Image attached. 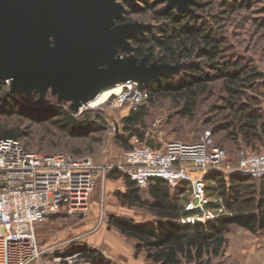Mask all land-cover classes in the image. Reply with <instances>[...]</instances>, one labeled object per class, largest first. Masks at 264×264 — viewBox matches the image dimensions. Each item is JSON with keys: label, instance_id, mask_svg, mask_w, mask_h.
<instances>
[{"label": "trees", "instance_id": "obj_1", "mask_svg": "<svg viewBox=\"0 0 264 264\" xmlns=\"http://www.w3.org/2000/svg\"><path fill=\"white\" fill-rule=\"evenodd\" d=\"M135 10L148 14L156 24L143 33L133 36V53L138 58L146 57L147 62L183 63L178 76H161L158 82L148 85L140 83L148 93V100L170 98L179 106L176 113L181 118H189L199 98L206 95L209 84L222 80L228 95L227 106L233 107L232 118L219 128L228 132L234 141L240 140L244 148L253 149L264 142V107H259L258 97H247L242 101L241 88L253 86L263 79L262 72L245 61L241 56L228 55L227 35L224 25L234 12L250 7V0H235L223 4L210 19L195 17L175 8H167L160 0H140ZM196 9L203 5L190 4ZM131 10L127 11V14ZM264 27V18L258 21ZM264 97V94H262ZM50 103L44 104L36 92L30 96L12 93L5 81L0 80V117L25 115L33 122H49L53 127L69 137H86L106 129V121L100 109H86L78 116L58 102L51 95ZM147 106L131 109L122 117V133L117 141L131 149V139L158 149L145 138ZM28 133L16 127L0 123V139H18L28 152H34L22 138ZM241 151V150H240ZM37 153V152H34ZM67 153V152H65ZM262 153V152H255ZM40 154V153H38ZM74 158L77 156L68 153ZM48 155V154H44ZM110 180L123 179L124 191H116L115 196L121 206L146 210L153 217L145 221L109 213L107 228H114L134 242V254L144 252L150 264H211L213 258L222 254L227 244V234L232 226H238L252 234L264 233V177L253 179L231 172L227 175L212 172L205 177V193L209 198L206 210L224 213L204 222H182L181 219L193 215L185 210L190 195L188 183L176 187L163 179H151L145 189L118 169H110L106 174ZM79 251L86 254V246ZM65 255V253H62Z\"/></svg>", "mask_w": 264, "mask_h": 264}, {"label": "rangeland", "instance_id": "obj_2", "mask_svg": "<svg viewBox=\"0 0 264 264\" xmlns=\"http://www.w3.org/2000/svg\"><path fill=\"white\" fill-rule=\"evenodd\" d=\"M232 1L235 0H191V4L198 2L203 5L198 9L190 6L194 12L192 16L210 19L221 9L227 8L223 5L224 3ZM164 4L166 6V2ZM137 5L139 7L142 5L140 0ZM126 16L127 21L143 23L148 25V28L156 25L148 14H141L137 10L131 11ZM263 18L264 0H250L249 8L234 12L224 25L227 35L226 44L229 45L228 55L241 56L250 66L263 74L261 81L254 83L251 87H242L240 91L243 93L242 101H246L247 97L253 99L258 97L259 107H264V97H262L264 94V27L258 26V21ZM183 68L184 62L175 74L169 76L180 75ZM5 83L9 87V81ZM209 86L208 92L199 98L189 118H181L177 115L179 106L170 98H154L152 101L147 98L143 102L148 111L145 138L161 149L169 141L198 142L206 131H210L213 143L226 150V163L236 168L240 150L248 153L264 152V142L257 144L253 149H248L242 146L240 140L234 141L222 128L211 132L213 128L217 129L232 118L233 107L227 106L228 95L222 80L211 82ZM118 91L119 86L113 93ZM113 93L109 95H114ZM49 95L51 94L47 93L45 97H39V99L44 100L41 101L44 104L50 103L52 99ZM110 99L111 97L94 107L86 105L81 108V112L86 109L95 111L100 109L106 121V129L103 132L89 134L86 137H69L49 122L36 123L25 115L0 117L1 124L16 127L28 133L22 141L34 152L72 153L90 157L97 165L107 167L104 178L99 177L90 198L87 216L79 213L73 215L56 213L35 226L41 255L30 264H49L56 259H59L62 264H150L146 261L144 252L135 256L133 240L123 236L114 228H107L106 224L109 213L133 218L135 221H145L153 217L144 209L121 206L115 192L124 191L123 179L110 180L106 176L110 169L121 171L119 167L122 165L124 153L128 150L117 141L118 135L122 133L121 119L131 109H135L131 108L129 103L112 106ZM66 103L65 107L72 111L69 102ZM78 111H72L74 116L81 113ZM136 140L131 139L129 145L134 146ZM140 144L147 146L142 142ZM80 245L86 246V254L79 251ZM263 259L264 233L252 234L234 225L227 234V244L222 254L213 258L211 264H260Z\"/></svg>", "mask_w": 264, "mask_h": 264}, {"label": "built area", "instance_id": "obj_3", "mask_svg": "<svg viewBox=\"0 0 264 264\" xmlns=\"http://www.w3.org/2000/svg\"><path fill=\"white\" fill-rule=\"evenodd\" d=\"M113 94L109 96L112 106L129 103L136 108L148 98L137 80L120 83L119 91ZM226 159V150L215 145L206 131L198 142L169 141L161 149L136 140L124 153L119 169L141 188L154 178L165 180L172 188L188 183L185 210L194 213L181 221L195 223L224 213L223 208L218 212L205 209L208 174L235 172L253 179L264 177V152L240 151L236 168ZM106 170L90 157L38 154L26 151L18 139H0V264H30L39 259L35 226L56 213L87 216L90 198ZM49 264L62 262L56 259Z\"/></svg>", "mask_w": 264, "mask_h": 264}, {"label": "water", "instance_id": "obj_4", "mask_svg": "<svg viewBox=\"0 0 264 264\" xmlns=\"http://www.w3.org/2000/svg\"><path fill=\"white\" fill-rule=\"evenodd\" d=\"M194 15L191 0H160ZM135 6L138 0H122ZM118 0H0V80L12 93H47L77 112L110 84L143 85L173 75L182 63H148L130 39L149 26L123 22Z\"/></svg>", "mask_w": 264, "mask_h": 264}, {"label": "bare ground", "instance_id": "obj_5", "mask_svg": "<svg viewBox=\"0 0 264 264\" xmlns=\"http://www.w3.org/2000/svg\"><path fill=\"white\" fill-rule=\"evenodd\" d=\"M118 86H119V89H120V85L119 84H110V85H107V86H104V87L100 88L97 91V93L95 94V96L85 103V106L86 105H90V107H94V106H96V105H98L100 103H103L105 101V99H107L110 96L109 95L110 93H113L116 90H118Z\"/></svg>", "mask_w": 264, "mask_h": 264}, {"label": "flooded vegetation", "instance_id": "obj_6", "mask_svg": "<svg viewBox=\"0 0 264 264\" xmlns=\"http://www.w3.org/2000/svg\"><path fill=\"white\" fill-rule=\"evenodd\" d=\"M118 1H120V2H122V0H118ZM138 2H139V0H138ZM138 2H137V4H138ZM123 4H124V6H125V12H124V20H123V22H128L127 21V11L128 10H131V11H134L135 9H133V8H135V6L137 5H135V6H130V5H128L127 3H124V2H122ZM130 41H131V39H130ZM34 93V92H33ZM32 93V94H33Z\"/></svg>", "mask_w": 264, "mask_h": 264}]
</instances>
